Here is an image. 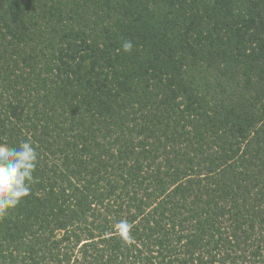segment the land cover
<instances>
[{"label":"trees","instance_id":"obj_1","mask_svg":"<svg viewBox=\"0 0 264 264\" xmlns=\"http://www.w3.org/2000/svg\"><path fill=\"white\" fill-rule=\"evenodd\" d=\"M25 141L0 264H264V0H0Z\"/></svg>","mask_w":264,"mask_h":264},{"label":"clouds","instance_id":"obj_2","mask_svg":"<svg viewBox=\"0 0 264 264\" xmlns=\"http://www.w3.org/2000/svg\"><path fill=\"white\" fill-rule=\"evenodd\" d=\"M132 48L130 40L123 42V51L130 52ZM36 164L37 153L30 142H22L18 147L0 143V214H6L29 195Z\"/></svg>","mask_w":264,"mask_h":264}]
</instances>
